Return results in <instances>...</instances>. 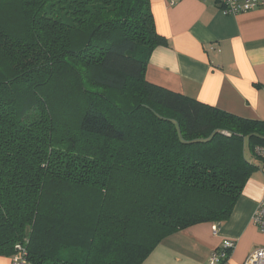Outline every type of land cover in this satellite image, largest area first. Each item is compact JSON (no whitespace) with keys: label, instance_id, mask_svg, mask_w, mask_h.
<instances>
[{"label":"trees","instance_id":"16d2710c","mask_svg":"<svg viewBox=\"0 0 264 264\" xmlns=\"http://www.w3.org/2000/svg\"><path fill=\"white\" fill-rule=\"evenodd\" d=\"M167 44L150 0H0V255L143 264L231 217L264 120L149 82Z\"/></svg>","mask_w":264,"mask_h":264},{"label":"crops","instance_id":"0c3cea01","mask_svg":"<svg viewBox=\"0 0 264 264\" xmlns=\"http://www.w3.org/2000/svg\"><path fill=\"white\" fill-rule=\"evenodd\" d=\"M168 44L150 56L146 79L238 116L264 120V8L225 14L216 0H150ZM264 194L253 175L231 217L217 230L202 223L163 239L143 264H208L223 239L236 240L228 264H244L264 246L252 216ZM12 258L0 255V264Z\"/></svg>","mask_w":264,"mask_h":264},{"label":"built area","instance_id":"2783aa9c","mask_svg":"<svg viewBox=\"0 0 264 264\" xmlns=\"http://www.w3.org/2000/svg\"><path fill=\"white\" fill-rule=\"evenodd\" d=\"M168 2L175 4L176 0H168ZM216 2L225 14H238L264 8V0H216ZM258 152L264 156V146L259 147ZM252 223L264 232V194L252 216ZM217 227V225L214 226V229L217 230ZM235 246V239H223L221 245L211 253L207 263L228 264ZM11 264H31L27 258V250L23 246L18 247L17 253L12 257ZM244 264H264V246L253 249Z\"/></svg>","mask_w":264,"mask_h":264},{"label":"rangeland","instance_id":"374dc122","mask_svg":"<svg viewBox=\"0 0 264 264\" xmlns=\"http://www.w3.org/2000/svg\"><path fill=\"white\" fill-rule=\"evenodd\" d=\"M246 151H247V155H248V157H249L250 152H249L248 149H247ZM253 175H257L259 178H261L262 180H264V168H259V169L256 171V173H254Z\"/></svg>","mask_w":264,"mask_h":264}]
</instances>
